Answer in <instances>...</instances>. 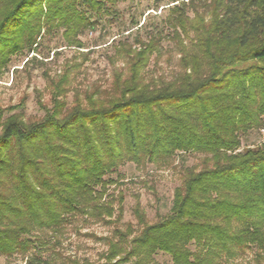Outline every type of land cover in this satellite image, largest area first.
<instances>
[{"label": "trees", "instance_id": "1", "mask_svg": "<svg viewBox=\"0 0 264 264\" xmlns=\"http://www.w3.org/2000/svg\"><path fill=\"white\" fill-rule=\"evenodd\" d=\"M121 2L0 0V69L50 29L83 49L80 36ZM169 4L179 55L169 79L144 76L159 53L156 33L118 42L125 70L109 89L75 94L68 106L64 74L51 84V107L39 104L41 119L25 121L23 103L0 109V256L56 264L48 242L75 219L121 217L122 195L116 209L109 194L121 167L198 153L202 165L185 171L169 212L148 224L136 206L141 229H115L103 264H154L158 253L171 264H226L247 251L263 261L264 143L242 148V138L264 130V0Z\"/></svg>", "mask_w": 264, "mask_h": 264}, {"label": "rangeland", "instance_id": "2", "mask_svg": "<svg viewBox=\"0 0 264 264\" xmlns=\"http://www.w3.org/2000/svg\"><path fill=\"white\" fill-rule=\"evenodd\" d=\"M171 1L124 0L115 6L111 16H102L94 30L85 31L80 36L83 49L68 47L61 31L50 29L43 34L37 47L12 56L6 67L0 69V109L23 103L25 121L41 119L44 112L39 104L51 107V84L59 81L64 74L68 77L64 98L68 106L72 105L75 94L82 97L84 92L96 87L101 91L109 89L114 72L125 70L123 58L116 54L118 42L132 45L136 40L146 41L149 35L156 33L162 37L159 53L150 58L144 76L146 79H169L178 71L179 60L168 25L169 7L173 5L169 4ZM189 16L192 17V14L189 13ZM19 112L15 110L11 113ZM263 143L264 130L250 132L242 138V148L257 147ZM203 157L202 154L188 153L177 155L167 166L124 165L118 171L120 181L109 188L116 209L118 195H122L121 217L116 218V210L108 224L77 218L51 238L45 255L53 257L56 264H74L73 261L103 264L108 251L106 240L115 229L125 231L128 225L137 232L141 229L134 214L136 206L144 213L148 224L165 216L185 171L200 169ZM113 177L116 179L117 175ZM0 264L25 263L20 255H13L9 258L0 256ZM154 264H171V260L167 255L158 253L154 256ZM226 264H264V259L256 262L253 251H247L243 257Z\"/></svg>", "mask_w": 264, "mask_h": 264}]
</instances>
